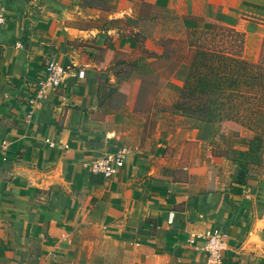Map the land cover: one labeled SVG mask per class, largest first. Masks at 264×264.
<instances>
[{
	"label": "crops",
	"instance_id": "0c3cea01",
	"mask_svg": "<svg viewBox=\"0 0 264 264\" xmlns=\"http://www.w3.org/2000/svg\"><path fill=\"white\" fill-rule=\"evenodd\" d=\"M0 7V264H75L82 244L85 264H109L111 254L118 264H207L215 231L223 264H264V221L249 220L230 193L150 174L134 153L117 174H94L90 161L110 148L89 72L67 69L30 107L44 61L66 57L36 31L27 0Z\"/></svg>",
	"mask_w": 264,
	"mask_h": 264
},
{
	"label": "rangeland",
	"instance_id": "374dc122",
	"mask_svg": "<svg viewBox=\"0 0 264 264\" xmlns=\"http://www.w3.org/2000/svg\"><path fill=\"white\" fill-rule=\"evenodd\" d=\"M27 3L36 31L61 48L66 69L89 72L96 89L92 113L109 150L134 153L150 174L188 182L194 191L230 193L249 220L264 221V119L220 131L217 120L191 127V115L173 107L188 72L187 62L178 57L186 51L188 28L201 18L243 31L245 59L264 63V0ZM254 128L263 136L256 156L247 151ZM239 169L241 184L236 183ZM71 259L85 264L86 247L82 244ZM118 263L117 254H111L109 264Z\"/></svg>",
	"mask_w": 264,
	"mask_h": 264
},
{
	"label": "trees",
	"instance_id": "16d2710c",
	"mask_svg": "<svg viewBox=\"0 0 264 264\" xmlns=\"http://www.w3.org/2000/svg\"><path fill=\"white\" fill-rule=\"evenodd\" d=\"M185 46L178 58L187 62L188 72L173 107L191 115V127L217 120L222 131L245 120L264 119V63L245 59L243 31L218 19L201 18L188 28ZM253 130L247 151L256 156L263 136ZM243 177L239 169L236 183Z\"/></svg>",
	"mask_w": 264,
	"mask_h": 264
},
{
	"label": "built area",
	"instance_id": "2783aa9c",
	"mask_svg": "<svg viewBox=\"0 0 264 264\" xmlns=\"http://www.w3.org/2000/svg\"><path fill=\"white\" fill-rule=\"evenodd\" d=\"M5 20L4 10L0 7V23ZM67 72L65 65L55 59H46L42 65V71L38 74L31 96L28 100L30 107L37 106L50 93L54 92L62 83ZM80 72L79 75H82ZM30 115V113H29ZM127 153L122 148L109 150L90 161V168L94 174L104 178L117 174L127 162ZM204 244L207 252V264H223L222 249L224 248L223 235L215 231L206 237Z\"/></svg>",
	"mask_w": 264,
	"mask_h": 264
}]
</instances>
